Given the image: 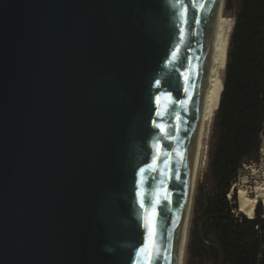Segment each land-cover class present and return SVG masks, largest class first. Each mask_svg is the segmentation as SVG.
<instances>
[{
    "label": "water",
    "instance_id": "water-1",
    "mask_svg": "<svg viewBox=\"0 0 264 264\" xmlns=\"http://www.w3.org/2000/svg\"><path fill=\"white\" fill-rule=\"evenodd\" d=\"M221 5L0 0V264H179Z\"/></svg>",
    "mask_w": 264,
    "mask_h": 264
},
{
    "label": "trees",
    "instance_id": "trees-1",
    "mask_svg": "<svg viewBox=\"0 0 264 264\" xmlns=\"http://www.w3.org/2000/svg\"><path fill=\"white\" fill-rule=\"evenodd\" d=\"M213 124V192L203 202L197 219L203 233L191 249L198 259L209 255L211 264H264L262 203L255 218L237 215V193L229 196L245 157L264 146V0L239 1Z\"/></svg>",
    "mask_w": 264,
    "mask_h": 264
},
{
    "label": "bare ground",
    "instance_id": "bare-ground-1",
    "mask_svg": "<svg viewBox=\"0 0 264 264\" xmlns=\"http://www.w3.org/2000/svg\"><path fill=\"white\" fill-rule=\"evenodd\" d=\"M225 11L226 0H222L219 35L213 54L212 62L206 77L204 115L200 138L199 156L192 182V195L189 211V229L179 260V264H185L197 180L204 166V156L206 155V139L209 134L211 122L213 120V117L215 116V105L217 101L219 102L218 97H220V93L223 87V73L226 67L229 39L235 21L234 18L227 16ZM259 202L264 203V182H256L254 186L249 188V190L240 187V189L238 190V209L241 212L245 213V215H247L248 217H255L256 207Z\"/></svg>",
    "mask_w": 264,
    "mask_h": 264
},
{
    "label": "rangeland",
    "instance_id": "rangeland-1",
    "mask_svg": "<svg viewBox=\"0 0 264 264\" xmlns=\"http://www.w3.org/2000/svg\"><path fill=\"white\" fill-rule=\"evenodd\" d=\"M240 0H226V15L234 18L235 12L237 11ZM230 4V6H228ZM225 77V71L223 73V78ZM224 80V79H223ZM220 97H218L219 100ZM218 101L216 102L215 109H217ZM215 117V116H214ZM213 117V120H214ZM213 120L210 125V130L205 144V156H204V166L199 175L196 185V192L194 198V206L191 219V227L189 234V242L187 248V254L185 259V264H211L209 260V255H206L204 260L198 259L191 249V241L194 242L197 233H203L202 220L198 221L197 219L202 214V205L203 202L209 197L213 192V181L209 172V156L214 143L215 129ZM264 182V146L261 147L258 153H252L250 156L245 157L242 162V165L239 170L238 177L233 181L232 187L229 192L231 197L235 192L237 193L240 187L249 190L256 182ZM263 207L264 203L261 202ZM238 212L237 215H240ZM245 214V213H243Z\"/></svg>",
    "mask_w": 264,
    "mask_h": 264
}]
</instances>
